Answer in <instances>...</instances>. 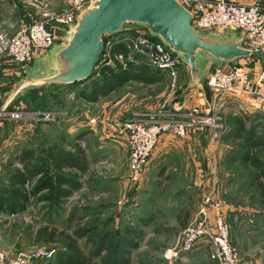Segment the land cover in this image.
Instances as JSON below:
<instances>
[{"label":"rangeland","instance_id":"1","mask_svg":"<svg viewBox=\"0 0 264 264\" xmlns=\"http://www.w3.org/2000/svg\"><path fill=\"white\" fill-rule=\"evenodd\" d=\"M13 1L15 9L11 11L10 22L0 23L1 29L13 35L29 22H41L52 31L55 40L50 49L28 63L20 64L10 59L0 61V182L5 179L2 163L16 148L48 147L61 144L62 138L66 143L73 142L76 139L75 133L78 132L77 125L83 121V124L92 127L95 124L94 128L96 127V136L90 138V145L100 143L107 146L104 135L107 136L108 129L114 133V125L131 119L130 116L134 112L156 113V110L171 107L179 97H182L184 89L203 87L198 93L202 101L199 106L201 108L203 105L205 110L209 111L207 117L214 116L220 119L214 122L215 125H220V128L216 129L218 141L222 132L224 134L228 131L226 117L240 116L245 118V123H249L247 122L249 115L254 114L247 112L248 110L229 112L224 108V101L228 99V95L218 97L209 88L208 77L215 67H223L225 63L204 53H199L198 56L196 66L199 75L196 83L192 82L187 72L180 75L176 89H172L167 81L163 82L162 87L157 85L142 88L131 84L112 99L118 101L117 105H110L116 109L109 111H106L109 108L102 107L87 109L82 106L83 104L80 105L83 102L76 98V90L66 91L55 84H42L44 80L61 71L56 54L67 44L73 27L59 24L57 20L68 0H51L47 6L39 8L31 4L32 0ZM4 8L8 11L10 9L9 6L2 7ZM44 14L51 15L52 21L45 20ZM132 25L126 24L124 28L133 27ZM205 37L222 41L235 38L236 35L235 32L227 31L208 33ZM109 40V36H106L103 43ZM260 65L256 58L234 62V66H242L250 72L257 67L260 68ZM250 74L256 76L257 73ZM87 86L88 83H83L79 89ZM256 113L264 116L261 112ZM262 120L264 121V117ZM197 135L196 132L195 135H191L193 138H190V141H196ZM206 139L201 134L198 142L203 143ZM213 145L220 146L218 142ZM198 149L199 152L186 155L188 170L183 171L178 166L175 168V165L174 168L169 167L170 169L165 170L161 164L152 169L153 165L147 162L140 182L134 184L129 181L127 147V154L123 150L119 157H115L109 148L104 150L103 153L107 154L95 166L90 165L81 189L74 190L62 204H37L35 201L39 197H35L32 200L35 203L26 206L21 212L0 214V252L10 260L24 256L27 264H50L64 247L59 238L51 236L50 232L53 230L56 233L69 232L72 229L69 222L78 221L80 225H94L98 237L105 231L113 232L118 240L127 230L135 232L138 235L137 248L130 253L129 264H216L211 259V246L206 242H200L189 253H181L179 249L183 231L197 220L198 207L205 192L206 181L209 179L210 169H206L205 164L202 165L201 158L206 160L210 153L202 152L200 145ZM228 153V150H221L219 155H213L216 162L221 164L220 169L222 167L220 171L224 176L219 175V178L222 183L226 180V184L232 177L236 179L231 180L241 182L248 174L238 163L224 162ZM219 159L221 161H218ZM91 160L90 155L89 161ZM220 187L228 191L226 201L224 200L226 206L224 219L228 225L230 241L237 252V264H264V244L261 245L262 241H258L261 236L255 235L256 228L264 229V217L259 221L257 217L244 218L237 213L229 214L230 205L233 209H239L247 202L259 215L264 216V207L259 204L256 190L247 188L244 191L236 186ZM180 200L184 204L183 208H180ZM189 208L192 212L188 214L185 227L181 228L176 218L180 212L185 213ZM71 215L74 217L71 218ZM254 220H258L257 223ZM47 252L51 253L49 259L34 258L39 253Z\"/></svg>","mask_w":264,"mask_h":264},{"label":"built area","instance_id":"2","mask_svg":"<svg viewBox=\"0 0 264 264\" xmlns=\"http://www.w3.org/2000/svg\"><path fill=\"white\" fill-rule=\"evenodd\" d=\"M95 1L68 0L57 23L74 27L78 15ZM176 1L190 14V25L196 32L204 36L208 33L235 32L241 48L264 55V6L259 0L250 4L233 0ZM48 3L45 0H32L31 4L39 8L47 6ZM44 17L45 20L52 21L51 15L44 14ZM133 34L127 46L129 51L141 56L150 67L165 72L170 79L171 88L175 89L177 71L184 65L183 61L166 50L162 43L151 40L148 31L137 29ZM54 40L52 31L41 22L32 21L29 25L20 27L13 35L0 27V61L10 59L20 64L28 63L50 49ZM116 59L121 61L122 57L117 56ZM104 61L105 64H110L108 59ZM249 72L242 66L229 70L215 67L209 74L208 86L220 98L232 95L251 101L255 104L256 111L264 114V69L254 72L257 73L256 76ZM192 114L196 115V111H192ZM216 120L220 119L210 116L203 121L210 126V139L215 142L218 140L216 129L220 128L215 125ZM193 124L194 120L182 122L172 113L156 112L147 114L143 119L132 118L114 125V134L122 137L128 150L129 181L133 184L140 182L144 168L162 135L170 134L183 139ZM211 168L198 207L197 220L183 231L179 249L181 253H189L200 242H206L211 246V259L216 264H237V252L230 241L228 225L224 219V200L228 191L220 187L216 179V169L214 166ZM50 256L51 253L47 252L39 253L34 258L49 259ZM0 264H27V259L24 256L6 259L0 252Z\"/></svg>","mask_w":264,"mask_h":264},{"label":"trees","instance_id":"3","mask_svg":"<svg viewBox=\"0 0 264 264\" xmlns=\"http://www.w3.org/2000/svg\"><path fill=\"white\" fill-rule=\"evenodd\" d=\"M132 26H123L120 33L109 36L110 40L103 43L98 62L86 81L69 86L55 85L66 91L76 90V98L86 103L97 102L127 82H136L142 88L151 85L162 87L165 81L163 72L150 67L127 47L129 40L126 41L124 36L130 38L133 31L146 30L141 25ZM148 37L161 43L149 33ZM117 56L122 57L121 61L116 59ZM104 59H108L110 64H105ZM83 83H88V86L79 89ZM258 116L257 113L250 114L249 123L240 116L226 117L225 123L229 128L224 134L220 133L219 139L229 151L224 160L238 163L247 172L244 177L250 178L247 187L256 190L259 204L264 207V121ZM79 142L80 139H75L66 143L62 138L61 144L48 147L16 148L2 163L5 179L0 182V214L21 212L35 202L60 205L70 197L80 186L79 179L86 174L89 165L86 147H81ZM35 197L39 199L34 202ZM187 220V212H180L176 218L181 228L185 227ZM69 223L72 225L69 232H50L64 245L50 264H129V255L137 248L138 235L135 232L127 230L117 240L113 232L105 231L98 237L92 224Z\"/></svg>","mask_w":264,"mask_h":264},{"label":"water","instance_id":"4","mask_svg":"<svg viewBox=\"0 0 264 264\" xmlns=\"http://www.w3.org/2000/svg\"><path fill=\"white\" fill-rule=\"evenodd\" d=\"M190 21V14L176 0H96L78 15L70 39L56 54L61 71L42 84L69 86L86 81L100 57L103 38L120 33L126 24L144 26L158 38L183 61L194 83L199 53L224 63L256 58L264 65L263 54L241 48L234 37L209 39L193 30Z\"/></svg>","mask_w":264,"mask_h":264},{"label":"crops","instance_id":"5","mask_svg":"<svg viewBox=\"0 0 264 264\" xmlns=\"http://www.w3.org/2000/svg\"><path fill=\"white\" fill-rule=\"evenodd\" d=\"M233 1H235L237 3H241V4H250L255 0H233ZM259 1H261V4L264 5V0H259ZM13 2H14L13 0H0V23H4V24L7 23L8 24L10 22L11 11L15 9V4L13 5ZM6 6L10 7L9 11L7 8L2 9V7H6ZM29 24H30V22H29ZM124 37H125L126 41L129 40L127 35ZM117 38L119 39L120 37H117ZM250 59H252V58H250ZM241 60H243V59H241ZM246 60H248V59H246ZM234 62H236V60ZM234 62L225 63L223 67L222 66H217V67H222L225 70H229V69L235 67ZM221 63H224V62H221ZM262 69H264L263 64L260 65V68L257 67L255 69H253L252 73L259 71V70L261 71ZM187 72L189 73V70L186 67V65H182L179 67V69L177 71L176 88L178 86V79H179L180 75H183V74L185 75V74H187ZM163 74H164L163 79L165 80L164 82L167 81V83H170V79L168 78L167 74L165 72H163ZM131 84L140 86L136 82H127L126 84L121 86L117 91H113L111 94L110 93L107 94V96L99 99L95 103L83 102L80 105L83 104L82 105L83 107H85L87 109H91V110L95 109L97 107L109 108L106 111H109L111 109L114 110V109H116V108H114L115 106H110V105H117L118 101H112V99L119 92H121L125 87L130 86ZM151 86H157V85H151ZM151 86H148V87L150 88ZM145 88H147V87H145ZM187 88H189V87H187ZM202 90H203V87H201V88L200 87L199 88L194 87V88H189L187 90L184 89L182 97L181 98L179 97L178 100L174 104H172L171 107H169L167 109L156 110V112H164L165 111V112L172 113L176 117V119H178L179 121H182V122L194 120V124L188 129L187 135L183 139H179V138L174 137L170 134L162 135L159 138L155 148L152 151V154L149 158L148 164L153 165V166H151L152 169H156V166H159L161 164L165 170L170 169L169 167L174 168L173 166L175 165V168L178 166V168H180L181 170L186 171L189 169V167H188L189 164L186 162L185 159H187V156L190 153L199 152L198 146L200 145V147L203 149L202 152L210 153V157H207L206 160L201 158V161L203 163L202 165L205 164L206 169H208V170L212 169L211 167H213V166L215 167L216 179H217L219 185L222 187H226V188H232V187L236 188L237 187V188H241L239 190L245 191L248 188L247 186L249 184L250 178L249 179L242 178L241 182H239L237 180H231L232 178L236 179L235 177H232L227 184H226V182H227L226 180L223 181V183H222V180L219 178L220 177L219 175L223 174V172L220 171L222 169V167L220 169L221 164L219 162H216V159L213 157V155H219L221 150L222 151L226 150V147H225V145L224 146L221 145L220 139H219V141L217 140L218 145H220L219 147L218 146L216 147L213 145L214 143L216 145L217 142L211 141V139H210V137H211V130L210 129L211 128L208 124L203 123V121L205 120L207 115H209L210 113H209V111L205 110V108H204L205 106L203 107V105H202L201 108L199 106V105H201L200 103L202 101L200 100L201 97L198 93L201 92ZM196 96H197V100H195ZM231 97L234 99H231ZM224 108L228 109L229 112H231L232 110L233 111L248 110L247 112H249V113L250 112H252L254 114L256 113V107H255V104L253 102L246 101L244 98H236L232 95H228V99L226 101H224ZM194 109L199 111V113L197 114V111H196V115L192 114L191 111ZM148 114H150V113H148ZM146 115L147 114L145 112H137V113L134 112L131 114L130 117L142 118V117H146ZM257 115H259V114H257ZM258 117L262 118L264 116L259 115ZM208 118H210V117H208ZM83 122L81 124L77 125L78 132L75 133L74 138L80 139L79 143H80L81 147H86V156H87V161L89 163L88 169H89L90 165L95 166V164H97L103 160L104 155L107 154V153H103V152H104V150L106 151V149H108V148L111 150V153L113 152L112 154L115 157H119V155L122 153L123 150L126 153V145H125V142L122 139V137H118L114 133H111L112 131H109V129L107 132V136L104 133L105 134L104 140L107 141V143H108L107 146H105L104 144H100V143H96L95 146H91L90 145V138L91 137L95 138L96 127L94 128L95 124L92 127V125H89L86 123L83 124ZM195 132H196V134H198L196 137L197 140L196 141H190V138H193L191 135H195ZM219 133H220V130H219ZM201 134L203 137L207 138L203 143L198 142V139H201ZM173 142H174V144H173ZM67 148H69V147H67ZM194 149H196V151H194ZM90 155L92 156L91 161H89ZM216 158H218V157L216 156ZM218 161H221V159H219ZM211 162L213 163V165ZM222 166H224V162H222ZM147 172H148V169H147ZM87 174H88V170H87L86 174L81 176V178L79 179V183H80V186L78 187L79 189H81V184L84 181V178H85V176H87ZM222 176H224V175H222ZM64 201H66V200H64ZM183 205H184L183 202L180 200V208H183ZM240 207L241 208H239V209H233L232 206L230 205L229 214L230 213H237V215L240 214V216L244 217V218L252 216L255 219L257 217V219L259 221L262 220V218L264 217L262 215H259V213L253 209V207L251 208L247 204V202H245L244 205H242ZM187 212H188V214H190V212H192V209L189 208ZM258 220H254V222L257 223L256 221H258ZM249 222H251V221H249ZM255 223H253V225ZM261 223H262V221H261ZM255 235H257V237L261 236L258 238V239H260L258 241H262L261 245H263L264 244V242H263L264 241V229L256 228ZM256 240H257V238H256Z\"/></svg>","mask_w":264,"mask_h":264}]
</instances>
